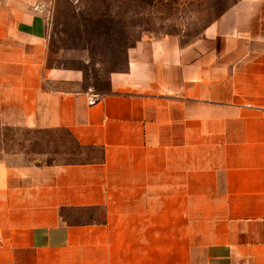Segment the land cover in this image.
<instances>
[{"label": "crops", "instance_id": "obj_1", "mask_svg": "<svg viewBox=\"0 0 264 264\" xmlns=\"http://www.w3.org/2000/svg\"><path fill=\"white\" fill-rule=\"evenodd\" d=\"M48 4L0 0V131H65L100 157L1 149L0 264H264V0L190 44L138 38L105 91L53 64L87 56L53 38Z\"/></svg>", "mask_w": 264, "mask_h": 264}, {"label": "rangeland", "instance_id": "obj_2", "mask_svg": "<svg viewBox=\"0 0 264 264\" xmlns=\"http://www.w3.org/2000/svg\"><path fill=\"white\" fill-rule=\"evenodd\" d=\"M238 1L49 0L53 38L87 56L54 58L53 64L86 71L90 86L105 91L109 74L125 69L126 51L138 38L172 37L190 44ZM2 148L13 162L26 164L82 163L100 157L99 151L80 147L65 131H0Z\"/></svg>", "mask_w": 264, "mask_h": 264}, {"label": "built area", "instance_id": "obj_3", "mask_svg": "<svg viewBox=\"0 0 264 264\" xmlns=\"http://www.w3.org/2000/svg\"><path fill=\"white\" fill-rule=\"evenodd\" d=\"M99 102V97L97 95H91L89 98L90 105H94Z\"/></svg>", "mask_w": 264, "mask_h": 264}]
</instances>
